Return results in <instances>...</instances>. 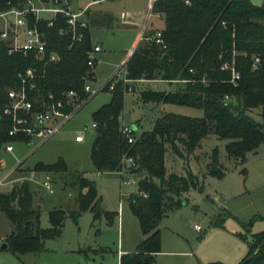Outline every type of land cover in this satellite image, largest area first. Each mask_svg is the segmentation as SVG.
<instances>
[{
    "label": "trees",
    "instance_id": "16d2710c",
    "mask_svg": "<svg viewBox=\"0 0 264 264\" xmlns=\"http://www.w3.org/2000/svg\"><path fill=\"white\" fill-rule=\"evenodd\" d=\"M4 1L0 0L1 7ZM261 2L260 7L252 5L250 0H164L154 4L153 12L163 16L161 36L165 49L152 42L148 46H136L125 64L127 79L182 84L175 92L147 90L143 96L163 104L202 110V118L165 114L155 121L152 131L135 136L129 144L121 132L124 95L120 87L116 85L110 92V101L92 113L96 129L90 161L94 170L98 174L119 173L122 159L131 158L135 166L125 167L127 173L140 177L138 194L128 197L126 202L143 238L132 253L119 258V264H155V257L161 251L159 226L165 214L181 207L182 197L190 189L201 191L197 176L188 168L185 176L167 174V153L186 161L203 139L214 135L226 141V155L243 164L246 155L264 143V0ZM112 23L113 18L108 15L90 18L91 28H111ZM46 31L50 35L49 47L61 55V61L55 65L42 67L22 55L8 56L0 44V148L9 141L28 143L8 137L10 124L2 113L4 90L14 82L15 72L34 67L43 73L39 85L44 90L57 97L69 90L84 96L86 53L92 46L89 31L85 41L70 50L56 29ZM253 57L260 59L255 70L251 68ZM224 63H233L239 72L237 86L230 83V72L220 70ZM225 96L232 101L224 102ZM252 112H257L255 115L259 114L263 123L256 122L249 115ZM212 163L217 165L216 150ZM34 170L66 173L67 167L59 160L52 165L39 163ZM68 182L78 189V209L74 213L49 212L48 229L39 227V209L33 205L28 182L0 196V211L14 228L5 238L6 251L41 252L44 241L61 236L69 214L77 219L82 213L90 212L93 221L104 218L107 224L112 222L116 213L102 209L94 181L72 174ZM239 264H264V232L254 235L247 255Z\"/></svg>",
    "mask_w": 264,
    "mask_h": 264
},
{
    "label": "rangeland",
    "instance_id": "374dc122",
    "mask_svg": "<svg viewBox=\"0 0 264 264\" xmlns=\"http://www.w3.org/2000/svg\"><path fill=\"white\" fill-rule=\"evenodd\" d=\"M80 3L74 1L72 9L75 10ZM112 3L95 5L92 11L100 6L102 9L106 7L113 18L125 12L134 23L123 25L114 21L111 28H92V42L98 43L102 49L97 56L96 87L105 85L124 63L146 13L147 0H113ZM149 23L153 27L146 28L145 38L137 47L151 44L155 31L163 28V16L153 15ZM116 79L119 81L118 77ZM116 85L124 95L121 121L126 126L136 127V137L152 131L155 121L167 113L188 118L203 117L202 110L163 104L143 96L149 88L153 93L175 92L182 86L180 83H146L140 80L129 82L125 87L120 81ZM127 88L132 91L128 92ZM110 98L109 91L98 93L58 134L49 139L34 138L28 144L14 142L12 153L0 150V160L4 162L0 178L10 173L7 183L0 186V196L9 194L13 187L22 184V179L35 171V165H52L60 160L67 167L66 173L35 171L36 182H28L33 205L41 206L39 227L50 228L48 214L51 211H77L78 189L68 182V176L72 174L95 182L103 209L116 213L112 222L107 224L104 218L93 221L90 212L82 213L77 219L69 214L61 236L44 241L41 252L14 254L1 250L0 264H119L117 252H129L134 248L140 230L126 200L138 194L140 177L130 173L124 176L98 174L90 161V148L95 137L91 128L92 113ZM252 113L249 115L256 122L263 123L259 114L255 115L257 112ZM85 128L88 131L84 142L76 144L74 137ZM225 144L226 141L209 135L186 161L167 153V174L185 176L188 168L197 176L201 191L190 189L182 197L183 205L165 214L159 226L161 253L156 264H239L247 255L254 235L264 232V143L256 153L247 154L243 164L226 155ZM215 150L217 165L212 163ZM214 166L220 174L211 173ZM44 175L51 177L52 193L39 185ZM123 180L129 183L123 184ZM194 226L200 231H196ZM13 230V225L0 211V238H7Z\"/></svg>",
    "mask_w": 264,
    "mask_h": 264
},
{
    "label": "built area",
    "instance_id": "2783aa9c",
    "mask_svg": "<svg viewBox=\"0 0 264 264\" xmlns=\"http://www.w3.org/2000/svg\"><path fill=\"white\" fill-rule=\"evenodd\" d=\"M74 1L81 2L75 10L72 9ZM102 1L104 0H5L3 7L0 6V44L4 46L8 56L22 55L40 63L42 67L58 64L61 61L60 52L49 47L50 35L46 29H56L58 36L66 40V48L70 50L85 41L86 33L91 29V9ZM158 1L164 0H147L146 13L140 24L139 42L144 40L146 28L153 27L149 23V18L159 15L153 12V6ZM185 3L189 4L188 1ZM119 20L123 24L134 23L130 20V15L125 12L120 14ZM43 25H45V29ZM150 40L154 45L165 49L161 29L156 30ZM134 50H129L127 59L105 85L96 87L97 56L102 49L98 44H92L91 49L86 53L87 74L83 87L84 96L69 90L57 97L52 92L44 90L39 85L43 79V73L41 74L34 67L15 72L14 82L4 90L5 103L2 113L10 124L8 137L22 141L28 140L30 143L34 138L46 140L58 134L67 122L98 93L105 90L111 92L119 81L124 87L127 83L133 82L127 79L125 64ZM259 65L260 59L253 57L251 68L255 70ZM220 70L230 72V83L237 86L240 74L235 70L233 63L222 64ZM117 77L119 81L116 79ZM127 91L131 92L132 90L127 88ZM230 101H232L230 97H224V102ZM91 128L95 131L96 124L93 123ZM87 131L88 129L85 128L81 134H77L74 137V142H84V135ZM121 132L127 143L134 142L135 130L133 127L123 125ZM13 144L14 141L6 142L2 144L0 150L12 153ZM122 165L123 168L118 173L120 176L127 174L125 167L135 166L131 158H123ZM3 168L4 162L0 160V170ZM9 174L0 178V186L7 183ZM35 176V171H31L29 176L23 178L22 181L36 182ZM122 182L123 184L129 183L127 180ZM39 185L47 192L52 193L53 185L49 175H44ZM194 229L200 231L197 226H194ZM4 243L5 239L0 238V251Z\"/></svg>",
    "mask_w": 264,
    "mask_h": 264
},
{
    "label": "crops",
    "instance_id": "0c3cea01",
    "mask_svg": "<svg viewBox=\"0 0 264 264\" xmlns=\"http://www.w3.org/2000/svg\"><path fill=\"white\" fill-rule=\"evenodd\" d=\"M108 1H111V4H113L112 2H113V0H104V1H102L101 3H99V4H97L98 6L99 5H101V4H104V3H107ZM101 7V6H100ZM96 8V9H94L93 11H92V9H91V13H90V17L91 16H93V15H108V16H111L112 17V14H111V12L109 11V9L108 8H106V7H104V9H102V8ZM96 10V11H95ZM122 13V12H121ZM120 13V14H121ZM120 17V16H119ZM119 17L117 16V17H112L113 18V22L115 21L116 23H121L120 22V20H119ZM121 24H123V23H121ZM123 25H125V24H123ZM136 25V24H135ZM94 28V27H93ZM91 30H92V28L90 29V31H89V35H90V39H91ZM140 33V32H139ZM139 35L140 34H138L137 36H136V39H135V41L132 43V47H131V49H135L136 48V46L138 45V43H139ZM91 42H92V39H91ZM92 44H98V43H94V42H92ZM99 45V44H98ZM100 46V45H99ZM127 59V58H126ZM125 59V60H126ZM98 63H99V61H98ZM98 65V64H97ZM96 68H97V66H96ZM96 70V69H95ZM147 82H160V83H168V82H165V81H161V80H155V81H146V83ZM168 84H175V83H168ZM149 91H151L152 89H148ZM163 93H165V91L163 92ZM108 103V102H107ZM106 103V104H107ZM103 105H105V104H103ZM102 105V106H103ZM101 107V106H100ZM99 107V108H100ZM95 112V111H94ZM168 114V113H167ZM172 114V113H171ZM165 115V114H164ZM121 120H123V118H121ZM122 122V121H121ZM122 125H126V124H123V122H122ZM135 127V126H134ZM135 130H136V127H135ZM76 143V142H75ZM83 143V142H82ZM76 144H80V143H76ZM258 150V149H257ZM257 150L255 151V152H252V153H256L257 152ZM247 156V155H246ZM115 174H118V173H116V172H114ZM119 175V174H118ZM98 196H99V194H98ZM100 197V196H99ZM101 198V197H100ZM101 206H102V199H101ZM102 209H103V207H102ZM104 211H106V212H109V211H107V210H105V209H103ZM117 215H118V213H117ZM119 226V225H118ZM142 235H141V232H140V237L138 238V241L136 242V244H135V246H134V248L131 250V251H129V252H126V251H123V250H119L118 252H117V258H118V263H119V258L122 256V255H125V254H127V253H132L134 250H135V247L139 244V242L142 240ZM118 253H120V254H118ZM160 253H161V251H160ZM160 253H158L157 255H156V257H155V260L157 259V257H158V255L160 254ZM156 264V263H155Z\"/></svg>",
    "mask_w": 264,
    "mask_h": 264
},
{
    "label": "water",
    "instance_id": "95a60500",
    "mask_svg": "<svg viewBox=\"0 0 264 264\" xmlns=\"http://www.w3.org/2000/svg\"><path fill=\"white\" fill-rule=\"evenodd\" d=\"M250 2H251V4L252 5H254L255 7H260L261 6V0H250ZM134 128V130H135V127H133ZM212 173H218L219 172V169L216 167V166H214L213 167V169H212V171H211ZM41 206L40 205H37V208L39 209ZM1 249L3 250V251H5L6 249H7V245L4 243L3 245H2V247H1Z\"/></svg>",
    "mask_w": 264,
    "mask_h": 264
}]
</instances>
